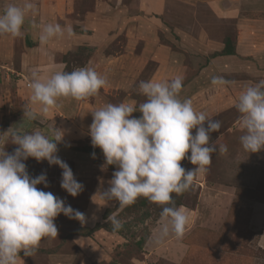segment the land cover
Returning <instances> with one entry per match:
<instances>
[{"label":"rangeland","instance_id":"rangeland-1","mask_svg":"<svg viewBox=\"0 0 264 264\" xmlns=\"http://www.w3.org/2000/svg\"><path fill=\"white\" fill-rule=\"evenodd\" d=\"M3 2L0 0V11ZM7 2L22 5L24 0ZM31 2L36 14L26 17L22 35L0 36L9 48L0 44L2 128L26 120L30 127L20 132L40 130L50 138L63 135L57 155L83 184L79 195L72 197L61 188L59 166L34 158L24 162L33 177L46 172L49 186L38 188L64 199L75 210L88 211L83 223L64 214L57 216L58 236L41 241L31 256L21 252L17 264H264V150L249 153L243 149L240 113L235 107L244 89L264 80V55L250 56L256 64L250 67L220 55L227 37L232 54L237 55L235 20L216 19L203 0ZM33 21L39 26L70 25L73 35L42 45L39 28L31 26ZM81 67L94 68L107 78V85L80 101L58 98L57 106L46 115L39 112V105H32L36 118H23L30 103L33 73L43 80L51 68L54 74ZM176 76L183 78L180 99L190 98L195 110L221 121L220 131L210 134L209 143L227 145L228 151L214 153L208 170L185 191L179 207L186 210L190 223L183 238L170 235L158 242L161 224L166 222L161 219L160 205L149 201L145 206L120 208L116 201L101 198L100 192L109 187L116 168L105 165L102 150L93 148L88 129L91 112L105 104L144 102L146 97L138 90L140 81ZM213 76H222L229 83L213 86ZM3 130L1 134L6 132ZM16 130L11 127L8 136ZM192 132L194 135L195 129ZM181 166L196 167L188 159ZM110 215L121 221L120 230L114 231L107 222ZM97 222L100 226L91 229Z\"/></svg>","mask_w":264,"mask_h":264},{"label":"clouds","instance_id":"clouds-1","mask_svg":"<svg viewBox=\"0 0 264 264\" xmlns=\"http://www.w3.org/2000/svg\"><path fill=\"white\" fill-rule=\"evenodd\" d=\"M30 13L36 14V5L31 0H24L22 5L4 0L0 36H21ZM31 26L39 28L38 39L42 45L65 34L73 35L70 25L39 26L33 21ZM107 83V78L92 67L57 71L46 80L33 73L29 83L30 103L23 110V118H36L32 105H39V112L46 115L57 106L58 98L80 101L97 95ZM228 83L222 76L211 78L213 86ZM182 85L181 76L140 81L138 90L146 97L144 102L105 104L91 112L92 123L88 129L91 144L102 150L105 165L116 168L108 181L109 187L100 192L101 198L116 201L120 208L135 203L140 197L158 205H171L162 209L161 219L166 222L161 224L158 242L170 235L182 239L190 223L186 210L174 205L172 194L181 195L189 190L197 177L208 170L213 154L228 151L227 145H217V141L209 143L210 134L220 131L221 121L195 110L190 98L180 99ZM235 107L240 113L238 126L243 134L239 139L243 149L249 153L264 150V80L244 89ZM136 112L141 115L133 116ZM54 128L59 131L55 125ZM62 139L63 135L50 138L40 130L12 131L11 143L18 147L12 153L0 151V264H17L21 252L31 256L43 238L57 237L54 220L60 214L85 222L83 212L73 209L52 192L38 188L41 184L45 188L49 186L46 172L33 177L24 162L34 158L37 162L46 160L50 166H59L61 188L76 197L84 186L57 155ZM184 159L196 167L185 169L181 166ZM107 222L114 231L123 227L115 216L110 215Z\"/></svg>","mask_w":264,"mask_h":264},{"label":"crops","instance_id":"crops-1","mask_svg":"<svg viewBox=\"0 0 264 264\" xmlns=\"http://www.w3.org/2000/svg\"><path fill=\"white\" fill-rule=\"evenodd\" d=\"M203 1H205L209 5L210 9L213 12V16L215 15L216 19L221 18L227 20H235L236 22L234 24L236 25L235 50L237 55L228 54L227 56L233 58L235 61L236 59L238 61H241V62L236 61L238 62L237 63L238 65L241 64L244 67L245 66L250 67L251 65L255 66L256 64L248 58H250V56H255L258 54L262 56L264 55V0H203ZM155 7L153 6L152 8ZM217 33L219 34V30ZM7 37H9V35ZM206 37H208L207 34ZM0 44H2L5 49H9L7 41L6 42L0 41ZM222 46H224V41ZM31 48H33V46ZM239 54L241 56H239ZM234 56L237 57L239 56L240 59L235 58ZM26 60H28L27 57ZM22 63L24 62L22 61ZM52 73L53 70L51 68V71H49L48 74H44V76L47 75L49 78L52 75ZM40 79L42 80L41 77ZM46 79L47 78L43 80ZM2 108L3 107H1L0 109V131L3 130L2 120L4 119V112ZM90 115L92 116V114ZM21 123L24 125V128L30 127L29 124H27L26 120H21V121L17 120L15 123L5 126L3 131L6 132L3 134L0 133L1 134L0 151H3L5 149V151L9 150L8 153H12L14 149L18 147L17 145L11 143L12 142L10 141L11 136H8V133L11 130V127L17 129L16 131L23 130L24 128L17 127ZM68 129L71 131L73 130L70 127ZM58 152L61 151L58 149ZM91 197L92 196H90V198ZM87 211L88 210L85 209V213H87ZM60 228L61 227L57 228L58 231L60 230ZM262 236H263L262 246H264V230L262 231ZM47 238L49 237H45L41 241L46 240Z\"/></svg>","mask_w":264,"mask_h":264},{"label":"trees","instance_id":"trees-1","mask_svg":"<svg viewBox=\"0 0 264 264\" xmlns=\"http://www.w3.org/2000/svg\"><path fill=\"white\" fill-rule=\"evenodd\" d=\"M28 43V42H27ZM233 48L230 44V40L228 39V37L225 39V46L223 47L222 51L220 52V55H228V54H232L233 53ZM185 193V192H184ZM184 193L181 194V195H176L175 193L172 194L173 196V201H174V205L176 207H179L180 205H182L181 203V200H182V197L184 196ZM149 203V200H147L146 198H143V197H140L138 198L137 202L131 204V205H128V206H136V205H139V206H145ZM165 206H171V205H160V208L163 209V207ZM100 226V223H96L95 226H93L91 229L95 230L97 229L98 227ZM91 229H88V231L90 232Z\"/></svg>","mask_w":264,"mask_h":264}]
</instances>
